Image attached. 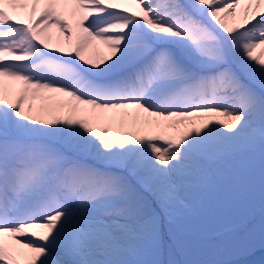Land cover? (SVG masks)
<instances>
[{
	"label": "snow or ice",
	"instance_id": "snow-or-ice-1",
	"mask_svg": "<svg viewBox=\"0 0 264 264\" xmlns=\"http://www.w3.org/2000/svg\"><path fill=\"white\" fill-rule=\"evenodd\" d=\"M257 146L264 0H0V264H231L167 241Z\"/></svg>",
	"mask_w": 264,
	"mask_h": 264
},
{
	"label": "rangeland",
	"instance_id": "rangeland-1",
	"mask_svg": "<svg viewBox=\"0 0 264 264\" xmlns=\"http://www.w3.org/2000/svg\"><path fill=\"white\" fill-rule=\"evenodd\" d=\"M264 210V157L259 146L222 168L215 182L203 192L199 208L181 218L182 247L167 243L172 258L199 261L226 238L228 226H248L260 219ZM240 229L237 228V231ZM169 248L162 259L168 258Z\"/></svg>",
	"mask_w": 264,
	"mask_h": 264
},
{
	"label": "bare ground",
	"instance_id": "bare-ground-1",
	"mask_svg": "<svg viewBox=\"0 0 264 264\" xmlns=\"http://www.w3.org/2000/svg\"><path fill=\"white\" fill-rule=\"evenodd\" d=\"M260 219H256L255 222H253L252 226L255 227V234L253 236V243L255 245V247H259L260 246ZM246 230V228H245ZM222 248V247H221ZM222 251V250H221ZM217 254H219L217 252ZM222 255H216L215 261L216 260H227L230 261L231 264H244L245 261L247 260H253L255 257H257L259 254H255V255H248L238 249H229L224 251V253H221ZM249 260V261H250ZM257 264H259L257 262Z\"/></svg>",
	"mask_w": 264,
	"mask_h": 264
}]
</instances>
